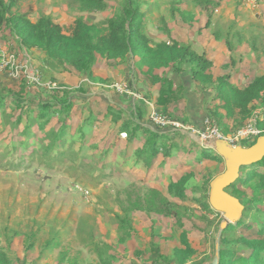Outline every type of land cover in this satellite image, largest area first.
Wrapping results in <instances>:
<instances>
[{
	"label": "trees",
	"instance_id": "trees-1",
	"mask_svg": "<svg viewBox=\"0 0 264 264\" xmlns=\"http://www.w3.org/2000/svg\"><path fill=\"white\" fill-rule=\"evenodd\" d=\"M171 1V16L178 15L179 21L191 28L194 14L181 10L176 0ZM143 2L120 0L112 16L103 22L80 15L66 33L50 16L40 15L32 21L29 13L15 8L17 0H0V35L14 40V52L21 53L29 47L38 50L45 67L64 79L62 82L61 77L52 76L53 80L57 78L66 85L46 93L33 91L24 80L13 81L10 87L0 84V112L7 108L17 113L15 122L24 120L25 136L30 133L34 137L36 132L31 128L37 127L42 135L39 147L46 158L66 154L74 162L76 158H84L83 152L91 151L90 164L86 166L91 172L95 169L93 174L98 176L117 157L125 159L132 155L137 163L132 171L142 176L138 181L150 180L149 187L134 191V196L128 194L113 213L117 246L109 239L94 244L96 260L88 264H208V249L191 243L189 236L195 228L182 230L175 244L162 225L174 222L183 229L185 222H205L206 229L220 220L221 214L209 205L208 190L210 181L221 173L218 166L221 169L224 166L222 157L184 134L159 132L160 127L151 129L139 124L146 107L142 101L138 110H131L129 102L132 116H123L121 109L107 104L102 97L74 108L73 84H78L76 90L82 93L95 86L115 91L108 86L121 77L125 68L133 67L137 75L141 73L152 85H159L158 110L185 123L187 118L180 116L178 106L173 105L185 98L186 86L179 84L175 88L167 73L170 70L173 75L186 73L201 90L214 92L207 117L226 135L244 126L259 106L264 109V33H256L254 25L247 29L233 25L226 34H222L221 28H211L213 37L222 41L228 54L224 64L218 66L204 53L197 54L189 43L174 37L167 42L150 39L145 33ZM67 3L81 13H96L109 7L106 0H67ZM192 3L207 13L205 27L209 28L220 0H192ZM163 25L169 35L166 24ZM127 83L133 86L130 80ZM76 120L79 122L75 123ZM83 127L91 130L89 136L83 133ZM257 127L260 135H264V111L257 118ZM75 133L80 141L77 151L72 149ZM35 139L37 142L38 138ZM255 140L242 145L248 147ZM66 142L70 144L63 150ZM106 173L107 178L112 175L111 171ZM225 190L239 199L244 210L237 222L222 230L217 264H264V157L241 166L239 177ZM187 202H195L198 208L189 209ZM243 225L249 231L248 236L236 235ZM127 245L129 249L125 250ZM31 247L32 244L27 245L26 249ZM63 259L64 254L59 262ZM0 264H12L1 246Z\"/></svg>",
	"mask_w": 264,
	"mask_h": 264
},
{
	"label": "rangeland",
	"instance_id": "rangeland-1",
	"mask_svg": "<svg viewBox=\"0 0 264 264\" xmlns=\"http://www.w3.org/2000/svg\"><path fill=\"white\" fill-rule=\"evenodd\" d=\"M32 1L27 4L28 0H17L15 8L20 12L32 13ZM149 1L151 0H145L143 6L148 5ZM119 2L120 0H113L111 6L114 8ZM230 2L234 9H225L221 14L214 16L211 25L214 29L221 28L222 34H226L233 25L246 29L254 25L256 33H264V0L260 5H253L245 0H241L240 5H237L238 0ZM77 17L75 16L74 20ZM205 17L206 21L208 17ZM64 30L69 33L71 27H65ZM4 41L10 48H16L12 38H4ZM214 46L217 47L218 44ZM35 67L40 69L43 78H60L59 74H52L48 68L36 65ZM0 79L7 82L4 76H0ZM51 81L60 87L66 86L57 78L53 80L52 77ZM76 85L73 87L71 99L77 100V107L83 106L85 101L95 99L94 97L99 99L97 93L100 92L105 95L102 99L107 101L106 89L103 91L99 86L90 87L87 94L76 90L78 84ZM32 89L46 93L54 91L46 88ZM262 108L261 105L257 109ZM16 117L17 113L13 114V111L7 108L3 113L0 112V246L12 264L94 263V244H101L109 239L117 246L113 213L118 210L119 203L124 201L128 194L134 196V191L149 187L150 180L138 181L142 176L131 170L132 158L125 164L117 158L111 167L104 170V175L98 176L93 174L95 169L91 172L90 167L86 166L90 164L91 151L83 152L84 158H76L74 162L69 160L66 154L54 159L46 158L39 147L38 141L42 135L37 132V127L31 128L32 132H36L34 137L30 133L25 136L22 133L26 128L25 122L23 120L16 124ZM82 131L87 136L91 132L88 127H83ZM76 135L78 134L75 133L72 137ZM35 137L38 138L37 142ZM75 139L72 149L77 151L80 141L77 137ZM210 142H207L208 146ZM69 144L66 142L62 149H66ZM222 164L224 165V160ZM224 168L225 165L222 169L218 166V172H222ZM141 169L146 171L144 166ZM110 171L112 175L107 178L105 174ZM163 178L167 176L164 175ZM132 181H136L133 188L125 192ZM247 192H250L249 189ZM186 204L189 209L198 208L195 202ZM222 220L221 214L220 220L206 229L203 227L205 222H185L183 229L175 226L174 222L169 226H162L163 229H168L167 232L175 244L182 230L195 228L194 233L189 236L191 243L208 249V264H217ZM245 228L244 225L240 226L236 235L245 233L248 236L249 231ZM30 244L32 247L27 250L26 247ZM124 249H129V246H124ZM62 254L64 259L60 263Z\"/></svg>",
	"mask_w": 264,
	"mask_h": 264
},
{
	"label": "crops",
	"instance_id": "crops-1",
	"mask_svg": "<svg viewBox=\"0 0 264 264\" xmlns=\"http://www.w3.org/2000/svg\"><path fill=\"white\" fill-rule=\"evenodd\" d=\"M28 0V3L29 4ZM109 4V7L106 8L104 11H99L96 13H81L77 11L76 9H73L69 7L67 0H33L30 2V7L32 9V13H29V18L32 21H36V19L42 14V15H48L50 16L55 23H58L63 28L67 27L70 28L73 24L74 17L75 16H85L88 19H91L93 22H103L110 16H112L113 7L111 6V2L113 0H106ZM145 1V0H144ZM178 3V7L181 10L184 11H190L194 14L193 19V26L189 28L190 26L186 25L188 23H184L183 21H179V16L172 17L170 14V4L171 0H151L149 1L148 5L143 6V9L146 11V15L143 18L144 25H145V33L150 37V39L154 41H169L170 38L174 37L176 39H179L183 42L189 43L191 48L197 53V54H205L207 57L211 58L218 66H221L224 64L225 59L227 58L228 54L225 49V47L222 44V41H217L213 35H212V26L209 28L205 27V24L208 20L205 21V16L207 13L205 11H202L200 8L195 7L192 3V0H176ZM231 0H220V5L217 7V11L214 13L212 19H214V16H217V14H221L225 9H231L233 6L231 5ZM229 3V4H227ZM241 0H238L237 5H240ZM24 5V4H23ZM153 6V7H152ZM155 7V8H154ZM152 8V9H151ZM154 8V9H153ZM234 9V8H233ZM153 10V12H152ZM152 12V13H151ZM208 17V16H207ZM166 24L169 35L166 34L164 31L166 30V27L163 24ZM68 24H70L68 26ZM3 37V36H2ZM5 38V37H3ZM218 44L217 47H215V44ZM24 50H28L31 52V54L34 57L35 64L37 66L45 67V64L42 62L43 55L36 50L34 47H29L28 49L25 48ZM253 60V59H252ZM253 62V66H254ZM140 75H137L134 71L133 67H127L123 70V74L120 78L117 79L115 82H121V81H128L132 83L135 90H137L146 100H135L131 97H127L124 95H121L119 93H116L115 91L110 92V90H107V104L113 105L116 109L119 108L122 110L123 116L130 115L131 110L135 109H141L142 103L140 105L139 101H142L146 104L145 112L142 114V116L138 119L139 124L143 126H147L151 129H155L154 125H152L148 121V113H147V107L150 111L149 104L151 103L155 108H157L158 104V97H159V85L155 84L152 85L151 81L141 73H138ZM0 76H4L3 74H0ZM6 77V76H4ZM59 77L62 78V82L64 81L63 77L59 75ZM167 77L173 79L174 81V87L176 88V85L184 84L186 86V92H185V98H181L178 103L173 105L174 108H177L178 106V112L180 116H185L187 118L188 124H191L197 128L202 127V122L205 117H207L208 114V106H212V96L214 92H206L199 88L198 85L194 84L186 73H181L180 75H173L172 71L170 70L167 73ZM240 78L242 76L240 75ZM6 81H3L0 79V84L6 85L7 87H10V83H12L14 80L9 79L6 77ZM76 86V83L73 84V87ZM88 88L86 93H89ZM103 91L105 89H102ZM97 96H100L104 98V94L97 93ZM77 100H73L74 102V108H78L75 105V102ZM129 102H132V109L128 107ZM130 110V111H129ZM133 113V112H132ZM134 114V113H133ZM135 119V118H134ZM159 132H169L171 134H175L176 132L169 130V129H162ZM180 133V132H178ZM187 136L190 140L195 142L196 144L200 145L201 147L211 148L210 146L202 145L200 143V140L198 136L192 135L190 133H180ZM77 136V135H76ZM75 136V137H76ZM118 158V157H117ZM116 158V159H117ZM120 158V157H119ZM133 159L132 167L135 166L137 163L135 162L134 156L126 157L125 159H122V162L125 164L130 159ZM117 161V160H116ZM142 167V166H141ZM165 176L168 175L164 174ZM163 175V177H164ZM164 178V179H167Z\"/></svg>",
	"mask_w": 264,
	"mask_h": 264
},
{
	"label": "built area",
	"instance_id": "built-area-1",
	"mask_svg": "<svg viewBox=\"0 0 264 264\" xmlns=\"http://www.w3.org/2000/svg\"><path fill=\"white\" fill-rule=\"evenodd\" d=\"M245 1L253 5H260L263 0ZM35 65L34 57L31 53L25 51H22L21 53L14 52L8 43L4 41V38L0 37V74H3L14 81L24 80L27 86H30L31 88H46L48 90H56L60 88V86L56 85L55 82L50 79L43 78L40 69L35 67ZM108 87L114 89L116 93L121 95L146 102L143 96L135 90V88L131 87L127 81L114 82ZM149 107L148 121L152 125L162 129H169L174 132L196 135L202 145H206L207 142L213 139H225L230 145L237 146L242 145L245 141L256 139L261 133V130L257 127V118L260 112L264 111L263 108L255 109L244 126L229 135H223L209 117H205L202 122V127L197 128L191 124H183L177 120L169 118L160 110H157L151 103L149 104ZM125 136L126 135L123 133L122 137Z\"/></svg>",
	"mask_w": 264,
	"mask_h": 264
},
{
	"label": "water",
	"instance_id": "water-1",
	"mask_svg": "<svg viewBox=\"0 0 264 264\" xmlns=\"http://www.w3.org/2000/svg\"><path fill=\"white\" fill-rule=\"evenodd\" d=\"M209 145L222 157L225 165L224 170L210 181L208 193L210 207L222 214L221 231L228 224L237 222L244 210L239 199L229 194L225 188L239 177L241 166L251 165L264 157V135L258 136L248 147L232 146L225 139H213Z\"/></svg>",
	"mask_w": 264,
	"mask_h": 264
}]
</instances>
